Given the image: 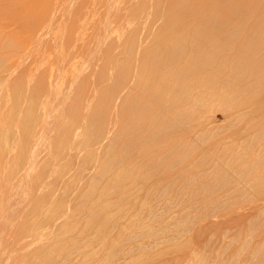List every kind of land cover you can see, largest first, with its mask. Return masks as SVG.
<instances>
[{
    "label": "rangeland",
    "instance_id": "1",
    "mask_svg": "<svg viewBox=\"0 0 264 264\" xmlns=\"http://www.w3.org/2000/svg\"><path fill=\"white\" fill-rule=\"evenodd\" d=\"M24 1L15 5L30 4ZM45 1L40 3L48 10L54 6L57 17L67 5V0H58V6L57 0ZM96 1L73 0L77 8L65 25L55 27L47 44L21 64L20 54L32 49V36L15 34L25 10L10 12L11 0L0 8V45H14L17 74L9 91L14 104L4 106L10 98L2 101L0 95L6 110L0 131L15 130L5 116L11 112L27 156L37 145L39 155L48 152L28 176L26 218L13 214L0 237V263L25 244L26 264H199L200 259V264H229L233 258L243 263L249 251L239 252L240 246L262 238L245 220L264 205V188L253 193L245 184L252 176L234 164L249 154L264 157V150L256 149L264 146V132L253 138L264 127V0H196L204 1V17L196 13L195 0H162L166 7L157 6L158 0ZM235 2L241 6L238 15L214 24L231 15ZM59 31L71 33L70 45L57 41ZM90 49L96 57L88 61ZM112 55L124 61L123 68L110 62ZM77 71H83L81 77ZM76 77L77 85L69 88ZM111 87L116 90L109 93ZM228 92L239 94L233 105L247 102L238 110L256 113L254 120L224 128L221 112L228 106L221 96ZM181 111L180 124L175 118ZM243 125L250 128L236 137ZM45 135L50 137L42 144ZM244 147H250L245 156L231 152ZM102 172L94 190L91 184ZM223 175L230 181L225 191L205 185ZM8 179L5 192L16 191L18 176ZM224 193L238 203L220 206ZM3 195L0 231L2 215L17 202L16 194ZM142 231L153 236L140 238Z\"/></svg>",
    "mask_w": 264,
    "mask_h": 264
},
{
    "label": "bare ground",
    "instance_id": "2",
    "mask_svg": "<svg viewBox=\"0 0 264 264\" xmlns=\"http://www.w3.org/2000/svg\"><path fill=\"white\" fill-rule=\"evenodd\" d=\"M11 1H13L11 3H13L14 6H16L15 0H11ZM18 1L19 0H17V2ZM28 1H30V4H26V5H28L26 7L25 6H16L15 8H13L14 7L13 6L12 8H10V12H11V11H14L15 9H17L18 7H21V9H18L20 11H17V13L18 12L21 13L24 10L26 13V14L24 13L25 15L23 16L22 19H20L21 17L19 18L21 20L22 26H18L20 29H17V31L15 30L16 31L15 34L18 33V31L22 30V31H24L22 33H25V35H27V36L29 35V37L32 36V38L30 39V42L32 44V45H30V47L32 49L30 51L28 49L27 55H25V54L21 55L20 54L19 59H21V60L19 61V64H21L23 62V60H25L24 56H26L27 59L29 58V55L31 54L30 52H32V50H34L36 52L41 50V48L47 44L46 38L48 37V35L49 34L52 35V32L54 33V31H53L54 28L57 26L59 27L60 23H64L63 24V26H64L65 23L68 21V17L71 16V14L77 8V6H76L77 4L73 3V0H67L66 1L67 5L64 6L65 8L63 10L58 7L59 9L62 10V11L60 10V12H62V14L57 17L56 12H58V11L55 10L54 6L49 8V10H48V6L45 5V3L48 4V2H46L45 0H44L45 3H40V2H42V0L38 1L39 5L40 4L44 5V6L40 5L41 7H39V6L37 7V5H38L37 1H36L37 4H35V5H34V3L31 4V2H33L34 0H28ZM55 1L56 0H54L53 3H55ZM112 1H113L112 2V4H113L115 2V0H112ZM181 1L182 0H178V4H180ZM219 1L224 2V0H219ZM57 2H58V0L56 1V4L58 6V3L62 2V1L59 0V2L58 3ZM63 2H65V0ZM103 2L104 1L102 0V4H103ZM105 2H107V1H105ZM196 2H197L196 13H198L204 17V5H205L204 1H196ZM11 3H9V4H11ZM95 3H97V1ZM99 3H101V0ZM99 3H97V5ZM20 4L21 3H19L18 5H20ZM63 4L60 3L59 6L63 5ZM156 4H157V6H160V7H166V4L162 0H158L156 2ZM33 5L35 6V8L36 7L37 8L32 9V8H34ZM103 5H105V4H103ZM234 5H236V7H234L232 9L231 15H228L225 18H222V17L216 18L214 21V24L217 23L218 21H221V22L222 21L223 22L232 21L238 15V13L241 10V6H240L239 2H235ZM9 6L10 5H8L7 0H0V8L6 9V7H9ZM50 6H52V5H50ZM95 6H96V4H95ZM27 9H32L34 11L31 10L32 12L28 13V11L26 12ZM103 9L106 10L104 7H103ZM103 9H102V12H105ZM1 11H2V9H1ZM10 12L8 14H10ZM10 20H11V16H10ZM14 20H16V19H14ZM172 22H173V20L164 21L163 24H171ZM180 24H181L180 22L177 23V25H180ZM219 24L220 23H218V25ZM12 33H14V31ZM20 33H18V35H20ZM70 35H71V33L66 34L64 31H59L58 36L56 35L58 37L57 41L63 40V41H65V43L67 45H70L71 44V42L69 41ZM6 37H5V40L7 39ZM52 37H49V38H52ZM20 42L21 41H19V43ZM4 43H3L4 46L0 45V95H2L1 97H3L2 101L8 100L10 98L9 101L5 102V105H4V106H6V105L9 106L11 104H14L11 101V96H10L9 91L12 90L10 87H12V84L15 82L16 75H17L15 72L16 69H14V67H13L14 64L12 63V60L15 58L16 51H15L14 45L10 46L9 44L5 45ZM99 44L100 43H98V45ZM19 46H21V45H19ZM172 46L176 49L177 53L183 54L184 49L182 47H179L180 45L178 42H173ZM109 47H110V44H108L107 48H109ZM130 50L133 51L134 49L130 48ZM139 51H140V48L137 50V52H139ZM2 52H4V53L1 54ZM28 53H29V55H28ZM95 57H96V54H95L93 49L87 50V57L86 58L88 61L93 60ZM100 62H102L101 58H100ZM110 62L111 63H117V66H121L122 68L124 66V61L122 59L119 60V58L117 56H114V55L111 56ZM185 70L187 73L191 72V68L189 66H187L185 68ZM125 72H126V70L123 69L120 72V75L125 73ZM82 73H83V71H77V74L80 77H81ZM121 77H122V75H121ZM77 83H78L77 77L74 80L73 79L70 80L69 81V84H70L69 88L73 89L77 85ZM115 90H116L115 87H111L109 93H112ZM69 93L70 92L66 93L67 97L69 96ZM109 93L102 94V95H107ZM67 97L63 100H66ZM238 97H239V94L236 92H228L225 95L222 94V96H221V101L223 102V104L228 106V109L226 110V112L225 111L221 112L222 114H224L223 122H224V128L225 129H227V128L230 129L233 127L235 128V126L237 125L236 123L242 122L244 120V118L247 119V118L253 117V120H254L255 117L257 116L256 113L248 115L249 112H247V110H244V109L238 110L239 107H244L247 104V102H242V103H238V104L233 105V103L237 102ZM53 102L54 101H52V103ZM2 105L3 104H0V106H2ZM57 112H59V111L55 112L56 116H57V114H56ZM4 113H6V110L2 106L0 109V115H3ZM184 114L185 113H183V111L178 112V114L176 115L175 121H177L178 123L181 124L184 120L180 117V115L184 116ZM5 116H6V119L10 118L11 127L14 128L15 130L9 131L6 129L5 131H0V196H4L3 194H6V193H9L8 196L16 194L14 201L17 200V202H14L13 205H15V207L10 209L8 214H6V215L4 214L7 211L3 212L4 215H2V216H3V220L5 221V225H4V228L0 231V237H3L5 232H7L9 227H11L10 223H11V219H12L13 214H16L19 211V219L18 220L23 221V219L26 218L25 214H26V212H28L27 211L28 207H30L28 205L29 204V198H28L29 196H27V193H26L27 192V186L30 182L27 180L28 176L30 175V173L34 167L41 165V159L46 158V156L48 155V152H45L43 154V156L39 155L38 154L39 148L37 145V147H35L34 150L30 151L29 156H27V154L25 153V150L23 148L24 136L21 137L20 132H17L19 128L16 125H14V123L16 121L15 114L9 112V116H7L6 114H5ZM18 118H21V117H18ZM256 123L249 124V125H256ZM249 125L247 128L245 125L241 126L236 133V137H238V136L240 137V136L244 135L247 132V130L250 128ZM8 128H10V127H8ZM53 129H54V133H55L56 137L59 138L60 130L62 129L61 126L57 125V127H54ZM53 129H51L50 132H52ZM263 132H264V127L262 129H260L258 132H256L254 134L253 138H258ZM49 137H50L49 135L43 136L41 143L46 144L48 141L47 139ZM253 142H254V140H253ZM248 148H250V147L236 148L235 150H233L231 152L233 153V155L235 154L237 156H240V155L245 156V155L250 153V149H248ZM256 149L258 152H260V151L264 150V146L257 147ZM61 150H62V148H60V151ZM221 163H222V160H221ZM224 163L228 164L226 161ZM246 163H250V164H246ZM234 166H240L242 169V170L240 169V173L241 174L245 173L246 177L252 176V180L249 183H245V184L251 185V189L253 190V193H256V194L260 193L259 191H257V189L263 190V188H264V157H261V156L255 155V154H249L245 160L238 159L237 162L234 164ZM13 169H14V171H12ZM107 169H109V167H107ZM107 169H104V170H107ZM10 175L11 176H18V178H19L18 183L20 185L16 188V191L5 192L6 186L9 183L8 177ZM103 176H104V173L102 172L100 177H96L94 179L93 184H91V187H93L94 190H96V187L100 185ZM122 177L123 176L119 177L120 180L122 179ZM229 184H230V181L226 179V175H223L219 182H215V183L211 182V183L205 184V185L206 186L219 185V187L222 188V192H223V191H225L224 190L225 187L229 188ZM103 188L104 189L102 190V194H105V186ZM248 193H249L248 191H245L244 195H246ZM194 194H197V193L196 192H194V193L190 192L189 193V195H194ZM17 197H18V199H17ZM233 199H234V197H232L231 194H227V193L222 194V196L219 199L220 206H225L229 203L234 202ZM188 201H193L191 196L188 198ZM237 203L238 202L235 201L233 203V205L235 206ZM10 204H11V200H9V206H10ZM216 208H218V207H214L213 210H215ZM7 209H8V207H7ZM24 212H25V214H24ZM129 223L133 224L131 221ZM245 223H246V225H248V228L251 231H253L254 233L255 232L257 233L260 231L259 234L261 235L262 238L259 240V242H257L254 245H251V242L249 244H246L244 242V244H242L240 246V248H239L240 250H238L239 252L247 251V250L249 251V257L246 260H244L243 263H241V264H264V205H262V206L260 205V207L253 208L250 211V216L245 220ZM137 235L140 238L153 236L148 231L147 232H145V231L138 232ZM2 241H3V238H2ZM238 242H239V240H238ZM29 250H30V247H28V245L25 244L24 247H22L20 249H15V250L9 251V252H7V254L5 255V257L3 258V260L0 264H15L16 259L18 260V263L26 264L25 261L29 256ZM202 260L203 259L199 260V264L202 262ZM237 262L238 261L233 258L232 260H230L229 264H237Z\"/></svg>",
    "mask_w": 264,
    "mask_h": 264
}]
</instances>
